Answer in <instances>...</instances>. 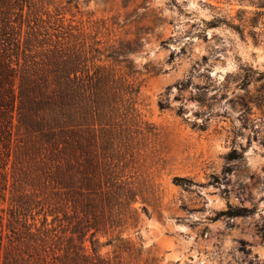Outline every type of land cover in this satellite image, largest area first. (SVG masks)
<instances>
[{
	"label": "trees",
	"instance_id": "trees-1",
	"mask_svg": "<svg viewBox=\"0 0 264 264\" xmlns=\"http://www.w3.org/2000/svg\"><path fill=\"white\" fill-rule=\"evenodd\" d=\"M249 2L208 24L264 44V0ZM65 5L0 0V264H158L123 236L138 197L158 191L150 167L164 163L159 128L136 108L125 54L136 42L113 38L107 19L66 18Z\"/></svg>",
	"mask_w": 264,
	"mask_h": 264
},
{
	"label": "rangeland",
	"instance_id": "rangeland-1",
	"mask_svg": "<svg viewBox=\"0 0 264 264\" xmlns=\"http://www.w3.org/2000/svg\"><path fill=\"white\" fill-rule=\"evenodd\" d=\"M240 8L253 5L79 0L77 8H62L66 18L114 22L113 38L136 42L125 53L137 76L136 108L142 120L159 128L164 160L163 168L149 169L158 191L145 201L138 197L136 226L123 232L141 245L142 260L264 264V101L259 107L249 101L264 94V44L224 24H208L213 16L235 17ZM239 207L250 212L224 215Z\"/></svg>",
	"mask_w": 264,
	"mask_h": 264
}]
</instances>
